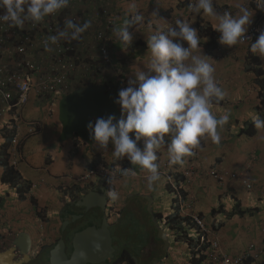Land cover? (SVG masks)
<instances>
[{"label": "crops", "instance_id": "obj_1", "mask_svg": "<svg viewBox=\"0 0 264 264\" xmlns=\"http://www.w3.org/2000/svg\"><path fill=\"white\" fill-rule=\"evenodd\" d=\"M259 0H243L254 11L253 21L248 27H252L258 19L255 12ZM104 7L110 11L114 26L122 23L125 13L131 3H135L139 13L144 16L143 25L130 24L127 30L132 34V42L124 47L114 37L113 28L104 30L109 37V64L101 74H94L90 81L95 85L105 84L107 89L112 87L126 88L129 81L134 80L135 68L149 75L147 68V36L157 27L164 24L175 26L176 19L191 23L194 13H187V0H104ZM240 0H214V9L218 15L225 11L235 13V4ZM81 23L90 21V27L96 17L87 15L91 12L87 5L80 4L77 7L83 12ZM153 12L157 15L154 17ZM94 20V21H93ZM215 23L210 17L196 15L191 27L197 30L201 38L202 54L210 57L215 68V78L219 86L226 90L227 95L219 102L214 101L213 111L219 116L225 112L230 113V120L223 129H218L221 136L219 144H213L209 138H205L199 148L195 159L184 157L185 163L169 167L166 152L169 137L165 136L164 149L157 153L161 173V181L157 182L152 189L147 187V172L139 166L132 165L128 158L115 157L111 143L107 148L97 142L87 145L77 138L61 140L62 126L59 121V102L72 92L86 87V85H74V88L65 95L58 97V104L49 108V104L35 98L33 92L28 95L27 102L19 110L21 122H6L12 118L13 112L6 114L4 119L0 118V148L6 141L4 133L10 126L12 130L17 128L18 149L17 169L24 180L30 184V193L26 199H19L16 189L0 182V247L3 240L2 234L15 236L17 233H28L31 245L46 248L43 254L44 261H49L50 252L61 237V218L66 207L75 199H79L85 189L103 186L104 178L94 177L86 183H78L77 179L92 168L111 165H129L133 170L140 173V177L120 178L115 182H121L124 187L123 194L118 200V209L122 215V222L115 221L112 216L110 223L114 225L113 245L116 253L127 250L138 264H190L192 254L188 238L195 239L199 236L194 226H185V233L177 232L166 223L167 217L178 215L184 217L178 201L172 197L166 188L168 177H179L187 170H191L193 178L189 184L182 186L187 198H191V211L198 215L206 227L214 232L219 240L221 253L228 257L241 256L246 249L254 245L262 250V253L248 264H264V141L260 137L264 131L255 129L251 135L243 134V130L253 124L252 117L257 113L259 102V86L255 69L248 57L250 44L238 43L232 47L223 46L218 43L219 34L212 29ZM207 37L206 40L203 38ZM80 44L91 43L83 33ZM216 42V47H210ZM185 48L188 45L185 42ZM210 46V47H208ZM214 47V46H212ZM198 54V53H197ZM259 58L264 78V59ZM258 67V66H257ZM257 68V69H259ZM256 69V70H257ZM74 81V78H73ZM136 87L138 85H132ZM73 87V86H72ZM121 116V108L119 106ZM35 125L33 134H28V126ZM14 127V128H13ZM15 131V129L13 130ZM4 132V133H2ZM7 137L9 134H6ZM134 138L135 133H129ZM37 137L34 146L29 145L27 155L26 147L32 137ZM137 146L143 148V139L137 142ZM0 155L2 152L0 150ZM25 163L20 169L19 163ZM167 167V168H166ZM211 169H216L227 178L218 183L208 175ZM2 168L0 165V176ZM239 173L251 183L252 188L246 189L241 180H233L229 176ZM112 184L113 189L119 191L120 187ZM185 183V182H184ZM120 193V191H119ZM167 194V195H165ZM149 197L151 199L148 203ZM31 199V200H30ZM148 204L151 212H147ZM250 210V212H246ZM244 212V214H240ZM38 216V217H37ZM119 223V224H118ZM118 225V226H117ZM158 229L165 232L168 247L158 238ZM130 230L136 234L134 240L128 239L122 247L118 245L121 238ZM8 238H6L7 240ZM118 249V251H117ZM33 251V255L35 252ZM201 264H205V261ZM209 264V263H206Z\"/></svg>", "mask_w": 264, "mask_h": 264}, {"label": "clouds", "instance_id": "obj_2", "mask_svg": "<svg viewBox=\"0 0 264 264\" xmlns=\"http://www.w3.org/2000/svg\"><path fill=\"white\" fill-rule=\"evenodd\" d=\"M73 2H82V0ZM69 3L70 0H0V9L5 10L4 14L0 15V21L10 23L13 26L12 36L19 39L24 31L25 21L41 22L45 17L67 8ZM188 3L189 0H187L189 11L195 14L192 22L195 21L196 15L207 16L215 21L212 29L219 34L218 43L220 45L232 47L246 39L250 41V38H247L245 34L253 21L254 11L243 0L234 5L237 9L235 13L225 11L222 15L216 13L214 0H193L189 5ZM71 7L72 4L69 9ZM257 7L264 10V0H259ZM69 9L62 12H65V18L61 19V14L62 29H58L56 34L44 40V49L50 51V45L66 41L74 48L73 51L80 58L81 64L86 65L91 60L100 58L99 45L95 40L91 46L84 48L83 44L78 42L82 34H86L90 29V21L81 23L82 13L79 12L76 15L73 12L70 13ZM103 9L106 10L113 22L114 16L104 6L101 7V11ZM138 10L136 4L131 3L122 23L114 26L113 22L114 37L124 47L128 46L133 39L132 34L127 30L128 25L138 26L144 23V16ZM152 15L155 17L157 13L153 12ZM70 18H75L77 22ZM191 23L176 19L175 26L164 24L162 28L153 29L152 34L147 36L146 40L148 49L146 65L149 72L155 73V75H149L139 68H135L133 71L134 80H130L129 86L121 89L118 93L116 103L121 108V118L118 120L115 116L98 118L94 126L91 122L87 126L99 145L107 148L111 143L114 149L112 154L115 157L121 159L126 156L132 165L146 170L149 189L161 181V173L156 161L158 160L157 153L164 149L165 136L169 137L166 149L169 167L182 166L185 163L184 157L193 156L195 154L193 150L199 148L206 137L213 144H219L221 136L218 129H223L230 120V113L225 112L218 116L213 111L214 101L223 100L227 92L219 86L215 78L213 66L215 61L202 54L201 38L198 37L197 30L191 27ZM106 28L104 26L101 30L103 32L107 30L108 33L110 29ZM104 36L107 39L109 52V37L105 32ZM18 39L13 46L15 48H11L16 53L15 57L17 60L19 57H24L28 62H33L29 53L39 54L42 38H36L35 42L39 46L29 50L24 56H20L16 52ZM203 39L206 40L207 37ZM181 42H185L188 47L185 48ZM249 51L264 59V31L260 32L255 42H250ZM93 75L94 73L82 78L84 81L82 84L95 85L90 81L93 79ZM132 85L138 86L133 87ZM252 120L255 129L264 131V118L256 114ZM9 121L19 123L21 117L19 115L17 121L9 118L6 122ZM129 133H135V137H130ZM141 139H143V148L137 146V142ZM17 140L18 135L11 141V149H18V144L15 142ZM260 140L264 141V135L260 137ZM235 174L241 175L243 178L242 174ZM116 180L110 182L105 180L104 184H110L112 188V184ZM182 186L181 189H183ZM105 195L113 202L121 198L119 191L117 192L115 189L106 192ZM174 198L176 199V197ZM2 236L1 243H5L8 236ZM195 240L199 243L198 237ZM199 245L202 247L203 244L199 243ZM207 252V249L203 252L205 263ZM83 255L81 253L82 257Z\"/></svg>", "mask_w": 264, "mask_h": 264}, {"label": "built area", "instance_id": "obj_3", "mask_svg": "<svg viewBox=\"0 0 264 264\" xmlns=\"http://www.w3.org/2000/svg\"><path fill=\"white\" fill-rule=\"evenodd\" d=\"M73 1L74 0H70L69 6ZM190 2H193V0H189V3ZM69 6L56 14L45 17L41 22L33 23L31 21H25L23 28L24 31L17 41L16 52L20 56H24L29 50H33L39 46V44L35 42V39L41 37L42 41H40V43L42 42V44L39 54L43 53L46 55V67H42L39 63L34 61L28 62L24 57H19L17 60L15 57L16 55L14 56V54H16L15 51L6 48V44L9 43L13 33V26L8 22L0 21V118L4 119L6 114L13 112L11 116L12 119L14 121L19 120V110L27 102L30 92L34 93L36 99L44 101L49 104V108L53 109L58 104V97L71 91L73 83L77 77L82 81V78H84L85 75H91L94 72L96 74H101V77L105 74L104 70L109 62V52L107 50V39L102 30L96 31L95 39L99 45V53L100 55H103V57L100 56L97 60L93 59L86 65L81 64L80 58L73 51L74 48L66 41H60L57 45H50L51 50L45 51L44 40L47 37L56 34L58 29H62L60 17L63 11L69 9ZM4 11V9H0V15H3ZM187 13L191 14L188 6ZM96 16L100 23L103 22L105 24L107 27L106 29L112 28V19L109 17L105 9ZM70 19L77 22L75 18ZM262 23L263 20L260 17L245 34L247 38H250V41L246 39L240 43L250 44V42H255L260 35V32L264 31ZM35 125L36 124H30L28 126V134L34 133ZM193 151L195 154L190 156V160L196 158L199 148H196ZM10 153L12 154L10 163L15 167L17 165L16 150L11 149ZM190 175L193 176L191 170H187L184 173L185 178H188ZM208 175L219 183H222L227 178L224 174L215 169L210 170ZM94 177L108 178L114 181L119 178H139L140 174L125 166H114L111 169L102 167L86 171L77 179V181L78 183H86ZM229 177L233 180L240 178L242 184L247 189H251V184L244 180L241 175L234 173ZM187 178L186 183L189 184L192 179L187 180ZM168 181L170 182V177H168ZM35 186L36 184H33L31 187ZM172 188L176 191V185L173 183ZM175 197L179 204H182L183 202L182 207H180L181 211L186 217L191 218L194 227L199 233V243L207 244L208 252L206 254V263L245 264L247 261L257 258L262 253V250L255 248L254 245L249 246L241 256L236 258H231L221 253L219 240L216 234L208 229L203 220L190 210L191 198L186 197L183 199L179 195H175ZM118 207V201L113 202L110 199L109 208L112 216H114L115 212H118Z\"/></svg>", "mask_w": 264, "mask_h": 264}, {"label": "water", "instance_id": "obj_4", "mask_svg": "<svg viewBox=\"0 0 264 264\" xmlns=\"http://www.w3.org/2000/svg\"><path fill=\"white\" fill-rule=\"evenodd\" d=\"M121 89L116 86L107 89L103 85H87L61 99L58 115L62 126L61 140L77 138L87 145H94L96 141L87 126L90 122L94 126L98 118H121L119 104L116 103ZM106 192L105 187H95L84 194L83 198L74 200L66 207L61 218V237L50 252V264H104L115 258L116 249L110 224L105 216L108 202ZM147 198L150 203L151 199ZM91 199L94 204L89 202ZM82 202L89 203L88 208H85L88 211H83ZM148 211L151 212L150 204ZM70 222L74 223L72 235L68 230L69 226L72 227ZM165 236V232L158 229V238L168 247ZM133 239L134 236L131 235V240ZM11 243L8 251L0 252V264H13V251L21 249L23 245L30 246L31 238L28 233L21 232L15 235ZM81 253L84 254L83 257ZM134 261L138 264L135 257Z\"/></svg>", "mask_w": 264, "mask_h": 264}, {"label": "trees", "instance_id": "obj_5", "mask_svg": "<svg viewBox=\"0 0 264 264\" xmlns=\"http://www.w3.org/2000/svg\"><path fill=\"white\" fill-rule=\"evenodd\" d=\"M258 4H259V1H258V3L256 4L255 7H257ZM255 10H256L255 12L258 13V19L260 17L262 18V20H263L262 26H264V10L258 9V7ZM63 17L65 18V12L62 13L61 19ZM213 44L214 45H212V46H214V47L208 46V47H210L209 51H211L212 49H214L216 47V42H214ZM248 61L250 62V64L253 67L255 66L254 68H256V69L259 68V65H261V63L259 61V58H257L251 52L249 54ZM256 69H255V74H256V76L258 78L257 79V83H258V86H259V92H258L259 102H258V105H257L256 108H257V113L259 114V116L261 118H264V78H262L261 69L260 68L257 69V70ZM94 74H96V73L94 72ZM5 128H6L5 133L4 132H2V133H4L3 135H4L6 141L3 143V146L0 148V150L2 152V155H0V165H1V168H2V173H1V176H0V182L2 184L10 186L11 188L16 189L17 193L19 194V199H26L28 194L30 193L31 184L28 181L24 180L23 177L21 176V174L19 173L17 167H13L11 165V163H10V160H11V157H12V154L10 153V150H11V147H12L11 146V141L13 139H16L17 131H16V128H14V127L13 128L15 129V131H13L14 129L12 130V128L10 126H6V127L4 126L3 129H1V130L4 131ZM253 132H254L253 124H249V126L247 125V127L243 130V134H245V135H251V134H253ZM6 134H9L8 137H7ZM15 142L18 145L20 144L18 140L15 141ZM201 146H202V143L200 144V147ZM115 165H117V164H113L111 166V168H113ZM128 166L129 165H125V167L130 168ZM134 171L137 172L138 174H140L138 171H136V170H134ZM186 178H185L184 174L180 175L179 177L175 176L174 179L171 178L170 182H166V188L168 189V191L171 194L179 195L180 197L185 199L186 198V194L183 191V189H181V186L183 184L184 185L186 184ZM192 178H193V176L190 175L187 178V180H191ZM134 179H137V178H134ZM103 180L104 181L106 180V181H109V182L111 181L108 178H104ZM214 181H216V180H214ZM172 183H174L176 185V191L172 189V187H171ZM109 185L110 184H107L106 186L108 187ZM246 212H250V210H248ZM240 214H244V212H240ZM166 223H168L170 228L172 227L178 233L181 232V233H184V234H186L185 233V226L187 224H188L189 227L194 226L191 218H188L186 216L180 217L177 214L174 215L173 217H167ZM183 223H185V226H183ZM131 235L134 236V239H135L136 234H134V232L132 230H130V232H128L126 236H128V238L131 239ZM187 240L189 241L188 243L190 245L189 247H190L191 254H192V259L190 261V264H201L203 262V260H205V258L203 256V252L206 251L207 244H203L202 247H201L197 240L192 239V238H188ZM251 261H253V259L247 261L245 264H248ZM121 263H123V264L124 263L125 264H135L133 256L127 250H123V256L120 258L119 262L118 263L115 262L113 264H121Z\"/></svg>", "mask_w": 264, "mask_h": 264}, {"label": "rangeland", "instance_id": "obj_6", "mask_svg": "<svg viewBox=\"0 0 264 264\" xmlns=\"http://www.w3.org/2000/svg\"><path fill=\"white\" fill-rule=\"evenodd\" d=\"M104 0H82V2H76V3H72V7L69 9V12L70 13H75L76 15L79 13V11L77 10V7L80 5V4H82V7H83V5H87V8L89 7V9H91V12L90 13H88L87 15H91V17H96V19L97 20H93L94 21V23H95V25L93 24V22H92V25H91V27H90V29L88 30V32L86 33V38H88V39H90L91 40V43H89V42H85L86 44H83V47L85 48V47H89V46H91L94 42H95V34H96V31H97V29L98 30H101L104 26H105V24L103 23V22H101L100 23V21H99V19H98V17L96 16L97 14H99L100 13V11H101V7L102 6H104V2H103ZM84 11H87V9L85 8L84 10H83V12H80V13H84ZM9 36V35H8ZM7 36V37H8ZM6 37V38H7ZM18 39V37H15V36H12L11 35V39H10V41H9V43L8 44H6V48H8V49H11V48H15V47H13L14 46V43L16 42V40ZM7 49V50H8ZM29 55L31 56V58L36 62V63H39V65L40 66H42V67H46L47 66V57H46V55L45 54H43V53H40V54H31V53H29ZM99 55H100V53H99ZM15 56V55H14ZM100 56H102L103 57V55H100ZM86 76V75H85ZM78 83H80L79 85H83L82 84V81L80 80V78L79 77H77V79L74 81V83H73V87H72V89L74 88V85L76 86V84H78ZM37 137L35 136V137H32L31 139H30V141H29V143H28V146L26 147V150H25V154L27 155V152H28V150H30V147H29V145H33L34 146V144H36V142H37V139H36ZM19 167H20V169H22V168H24L25 167V163H23V162H20L19 163ZM121 183V182H120ZM119 182L117 183V182H115V186L117 187V188H119L120 187V195L121 194H123V192H124V187L120 184ZM93 189V188H92ZM92 189H89V187L88 188H86L85 190V193H89ZM165 195H167V194H165ZM172 195V197H174V194H171ZM81 196H83V193H82V195ZM149 203V202H148ZM151 206V205H150ZM147 212H149L148 211V207H147ZM124 235L126 236V234H125V230H124ZM126 238H128V236H126ZM126 240L127 239H125V240H122V241H120L119 243H118V245H120V244H122V247L124 246V244L126 243ZM128 241V240H127ZM115 248V247H114ZM117 251H118V249H117ZM116 255H118V252L116 253Z\"/></svg>", "mask_w": 264, "mask_h": 264}, {"label": "flooded vegetation", "instance_id": "obj_7", "mask_svg": "<svg viewBox=\"0 0 264 264\" xmlns=\"http://www.w3.org/2000/svg\"><path fill=\"white\" fill-rule=\"evenodd\" d=\"M102 187H105V189L107 190V192L110 191V190H113V187L111 188L110 185L107 187L104 184ZM81 198H83V196H81L79 199H81ZM89 202L92 203V204H94V201L92 199ZM109 203H110V198H108V202H107V205H106V208H105V216H106V219H107L108 223L110 224V231H111V235H112V238H113V234H114L115 227H114V225H112L110 223V221H111L110 218H112V215L110 213ZM182 205H183V202H182V204H179L178 203V206L179 207H182ZM88 206H89V203L82 202V207L81 208L85 212V211H88V210H85V208L87 209ZM83 211H81V212H83ZM114 217H116V219H115L116 222L117 221H119V222H122L123 221V219L121 218L122 215L120 214L119 209H118V212H115ZM73 219H71V220H73ZM70 223L72 224V227H70L68 225L69 226L68 227V230L71 232V235H72L74 233V228H73V224L74 223L73 222H70ZM14 237L13 236H11V237L8 236V239L5 241V243L2 244V247L0 248V252H6V251H8L11 248V246H12L11 245L12 244L11 242L13 241V238ZM125 239L128 240L129 238H126V236L123 235V237L121 238V240H125ZM113 240H114V238H113ZM35 249L36 248H34V245L33 246L32 245H30V246L29 245L28 246L23 245L21 247V249H19V250L16 249V250L13 251L14 257H12V260L11 261H13V264H19V263L20 264H50L49 261L46 263L44 261V259H43L44 258L43 254H45L48 250L46 248H42V247H40V248L38 247V250L37 251H34ZM33 251L35 252L34 255H33ZM122 256H123V252L119 253L118 255H115V258L113 260L107 261L104 264H113V263H115V261L116 262H119V260H120V258ZM5 260H7V259H5ZM5 264H7V262Z\"/></svg>", "mask_w": 264, "mask_h": 264}]
</instances>
